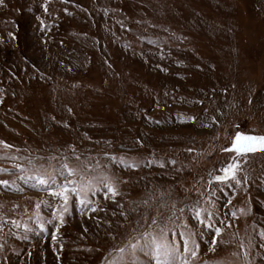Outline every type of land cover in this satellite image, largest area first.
Instances as JSON below:
<instances>
[{"label":"rangeland","instance_id":"obj_1","mask_svg":"<svg viewBox=\"0 0 264 264\" xmlns=\"http://www.w3.org/2000/svg\"><path fill=\"white\" fill-rule=\"evenodd\" d=\"M237 132L264 135V0H4L0 264H155L153 239L177 264H264V151L227 150ZM235 160L240 183L216 181ZM64 163L118 194L73 196L58 225L18 177Z\"/></svg>","mask_w":264,"mask_h":264},{"label":"snow or ice","instance_id":"obj_2","mask_svg":"<svg viewBox=\"0 0 264 264\" xmlns=\"http://www.w3.org/2000/svg\"><path fill=\"white\" fill-rule=\"evenodd\" d=\"M4 3V0H0V5ZM44 10L47 12V2L43 5ZM43 23V22H41ZM251 103V101H249ZM191 119H195V117H192ZM213 119H215L213 117ZM0 145H3L5 148H10V145L5 144L4 141H0ZM229 151H234L238 156L244 155L247 153H255L257 151H264V135H245L243 133L237 132L234 140L232 142V146L230 149H227ZM77 160L80 158L77 157ZM112 159H116V157H112ZM123 159V158H121ZM172 163H175V161H172ZM129 167L135 168L138 165L135 161L131 162ZM163 166V165H161ZM15 167L20 168L21 171H24V169L17 164ZM240 170V161L235 160L234 163L229 164L227 167L221 169L222 175H217L214 177L216 181L220 182H230L232 180H235L237 184L240 183V180L237 179V173ZM0 171H7V169H0ZM29 171L34 172V175H28V176H20L18 177L21 180L27 181H34L33 187L36 186H46L48 188V191L50 195L54 198H58L62 203L57 204L54 208L52 205H48V207L52 208L53 210V216L58 221V225H62L65 222V214L68 212V205L70 199L75 196L79 204L81 206H88L91 205L92 201L89 199L90 194H94V190H97L100 185H103L105 194L111 193L112 197L114 198L117 194V187L116 185L111 181L109 177H103L99 180L95 179H89L87 178L81 169L79 167H73L70 166L68 163H64L61 165V169L59 172L56 171L55 168L51 172H49L47 169L43 168L42 166L40 168H33ZM79 177V179H70L65 180L63 183L59 182L60 177ZM0 184H3L5 186L9 185L8 180L0 179ZM14 184V182H13ZM231 203V201H229ZM47 204V202H45ZM37 208L40 207V204L38 203L36 205ZM95 208H92V211H95ZM207 210L199 209L194 210V214L197 218L201 217V213L205 212ZM241 213L244 212V209H240ZM235 216V213H233ZM213 216V213L210 211H207V218L211 219ZM155 223V221H153ZM205 220L203 218L200 219V223H204ZM12 223L15 225L16 221H12ZM51 223V221H49ZM19 227V225H17ZM39 227L41 230L44 229V224L40 223ZM207 227L211 228L212 224L208 223ZM25 231H30L31 229L28 228V225H24ZM3 230V224H0V231ZM59 231V226H57V232ZM220 228H216L215 232L219 236L221 233ZM259 236L264 238V229H261L259 231ZM24 239H27V237H23ZM56 235L53 234L52 239L56 240ZM189 243L193 245V248H189ZM215 243V241H213ZM242 248H244V244L241 243L240 245ZM4 245L0 244V249H3ZM136 245L132 244L131 248L133 251V254L136 250ZM199 245L196 244V242L192 239V234H187L185 240H184V251L189 252L191 256L195 257L197 255V252L195 251L196 248H198ZM120 251L123 253L125 249H120ZM151 252L155 260V264H177L175 260V252L176 248L175 245L171 243H164L161 244L159 241L153 239L151 242ZM233 255H236L235 253ZM249 253L247 249L244 251L245 256V264H250V261L247 260ZM180 264H188L187 260H181Z\"/></svg>","mask_w":264,"mask_h":264}]
</instances>
